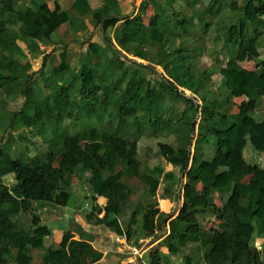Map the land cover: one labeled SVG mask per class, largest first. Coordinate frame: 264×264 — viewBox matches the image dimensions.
Masks as SVG:
<instances>
[{
    "label": "trees",
    "instance_id": "trees-1",
    "mask_svg": "<svg viewBox=\"0 0 264 264\" xmlns=\"http://www.w3.org/2000/svg\"><path fill=\"white\" fill-rule=\"evenodd\" d=\"M17 1L0 0V88L14 96L12 100L23 96L34 112H9L11 119L25 125L20 135L26 142L24 150L10 151L16 140L11 139L12 131L17 127L12 120L6 131L7 139H11L8 148L0 145V264H34V248L43 250L42 264L100 261L103 252L83 233L79 239L71 234L65 242L55 239L49 243L54 233L52 225L39 223L31 233L18 225L27 212L34 215V204L45 212H54L62 201L71 198L67 190L78 180V184H87L91 193L88 199L82 196L84 205H90L88 222L123 235L118 216L131 195L126 181L138 178L143 149L146 157L152 158L140 176L147 195L155 197L165 182L163 197L171 198L179 192L184 204L169 221V230L166 225L171 214L159 212L154 204L133 208L129 215L131 227L136 226L139 216L142 218L139 237L161 240L136 263L126 264H161L170 261V255L183 253L190 243L196 246L184 254L181 264H264V165L247 158L240 161L241 155L234 158L248 145L264 154V0H258L252 12H244L234 22L228 19H234L236 0H209L211 22L201 10L190 16L170 11L175 0H167L166 5L156 3L159 11L146 26L141 20L143 7L133 19L124 22L134 35L126 42L125 50L153 65L126 56L132 61L131 66L127 65L122 53L104 38L102 44H88L77 66L69 58L46 70V53L38 72H31L29 60H22L28 56L19 41L25 42L36 57L42 51L41 44L68 20L69 13H60L59 4L51 9L43 0H33L24 7H16ZM199 2L191 0L189 4L194 7ZM71 5L82 15L91 11L88 0H72ZM97 18L101 19V15L97 14ZM10 24L18 25V31L12 30ZM110 24L111 20L106 19L103 29L106 31ZM195 26L204 35L209 34L204 44L192 37ZM188 39L194 42L191 46V41L182 43ZM221 42L222 49L218 47ZM209 48L210 54H216L212 57L217 65L203 70L199 62ZM244 51L251 53L256 70L239 63ZM174 55L177 68L167 64ZM156 65L169 72L168 76L160 73L164 82L158 75L149 78L145 74L147 69L155 70ZM179 67L184 69L183 79L188 80L189 87L175 75ZM36 73L42 84L34 77ZM215 73L222 76L223 109L213 105L215 92L210 89V79ZM121 75L124 79L119 82ZM159 82L166 83L167 88L159 86ZM179 86L191 89L195 97L186 96ZM245 94L254 104L251 112L245 106L234 105V99ZM197 97L202 103L197 102ZM181 99L185 101L183 105L178 104ZM199 112L207 123L206 140L216 151L211 150L212 159L200 154L194 158L187 183L182 186ZM202 133L198 153L204 154ZM153 136L156 137L152 139ZM34 138L45 148L31 156ZM156 144L171 147L167 161L171 168L166 169L163 149L155 150ZM10 175L13 179L6 181ZM222 179L224 182H220ZM213 189L222 196L227 194L228 199L221 205L213 203ZM101 194L106 198L104 205L98 203ZM103 209L107 212L100 217ZM209 217L216 219V228L204 227ZM131 234L135 232L131 231L129 237ZM162 247L168 249V257Z\"/></svg>",
    "mask_w": 264,
    "mask_h": 264
},
{
    "label": "crops",
    "instance_id": "crops-1",
    "mask_svg": "<svg viewBox=\"0 0 264 264\" xmlns=\"http://www.w3.org/2000/svg\"><path fill=\"white\" fill-rule=\"evenodd\" d=\"M32 1L33 0L30 1V4ZM132 1L136 2L138 0H88V4L90 6L91 11L89 13H85L82 15L80 13V11L72 8V5H71L72 0H68V1L67 0H43V2L47 3L51 9H54L56 4H59L60 8H61L60 13L63 11H67L69 13V18H68V20L63 21L58 26V28L55 30V32L57 33L56 35H54L55 34V32H54L50 38L46 39V42L44 41L41 44V48H42V51H40L41 56L42 55L44 56L46 54V51L44 48H47V47H49V49L47 50V53L51 50L52 47L57 48V47H59V45H61L60 48H61L62 53H65L66 48L67 49L70 48V45L67 46L65 44V46H63L64 37H62L59 34V28L62 27L64 24H69L71 26L70 28L73 31H74L73 27L78 26L80 28L79 30L85 29L88 31L89 34H92V32L89 30V28H92V29L94 28V29H96L95 35L99 36V34H101V35H103L102 36L103 39L108 38L109 41L111 42V44L117 50H119L118 52L122 53V57L133 56L125 50V44L128 40L134 39V35L127 30V28L124 26V22L126 20L133 19L139 13V11H141V9L144 7L145 9L142 13L141 20L146 26H148L150 24V20L154 16H156V14L159 11L156 3H162L163 5H166L168 3H167V0H140L141 2L139 3V5H137L138 9L135 10L134 7L131 5ZM177 1L178 0H175L173 2V4L169 7L170 11H176ZM30 4H28V5H30ZM97 14L101 15V19L97 18ZM106 19H110L111 24L109 25V27H107V29L105 31V29H103L102 25ZM87 31H85V32H87ZM111 38H113V40H114V38L116 40H118L121 43L120 44L121 47L114 45L111 41ZM103 39H102V41H103ZM95 40H96V38H92L91 40L88 41L87 45L91 42H98V40L97 41H95ZM98 43H100V42H98ZM50 44H52V46H49ZM241 55H242V53H241ZM241 55L238 58L239 63L246 69L256 70V68H257L256 64H255V68H247L245 66V60L248 59V56L245 55L243 58V57H241ZM67 56H68V52H67ZM68 57L72 60V56H68ZM249 57H251V56L249 55ZM37 59L38 58H36V60ZM138 59H140V58H138ZM140 61H143V63H145V64L147 63L149 65H153V63L151 61H146L144 59H140ZM163 73L165 76H168L166 71H164ZM182 88L186 92H192L193 93V91L191 89L184 88V87H180V90ZM193 95H194V93H193ZM244 97H246L247 100H242L240 103H237V100L242 99ZM221 98H222L221 101H223V99L225 97L221 96ZM234 105L236 107H240V108L242 106L243 107L245 106V108L247 110H249L250 112L254 109V104L248 100V94H245L244 96H242L240 98L234 99ZM201 120L203 122L196 120L195 127L197 125L198 128H197V130H194V133L192 134V143H191V147H190V159L188 161L187 169L185 170L184 174L182 175V186L187 183V180H188L187 173L192 166L194 158L198 157L200 154L201 156H204L206 159H212L213 154L211 153V150L213 152L216 151L215 146L212 145L211 142H209V140H206L207 139V134H206L207 132H206L205 127H206L207 123L203 119H201ZM201 132H203L202 134L204 136V141H203L204 144L202 143L204 154H201V151L198 153V145H200L199 144V135ZM156 146H157V148L160 147L161 149H163L164 159L166 161H170V155L172 152L171 147L169 145H165V144H156ZM167 149H168V152H166ZM192 151H193V153L191 154ZM166 155H168V156H166ZM240 155L242 157L240 161H244L246 159L245 151H243L241 154L234 156V158L237 159ZM166 157H168V158H166ZM138 175H139L138 179H140V176L142 175V174H140V168L138 171ZM220 182H224V180L222 179V180H220ZM161 184L163 186V191H159V189H158V192H157L158 197L157 198H156L157 195L153 198H150L147 195V190H145L144 194H142V196L140 198L139 197L133 198L135 188H133L129 184V187H130L129 189L131 191V195L129 196L128 202L122 204L123 205L122 206L123 211L118 216L120 223L123 226V230H124L123 240L126 241V243L117 242L115 240L117 233L113 229L108 228L106 226H102V225H92L90 222H88L86 217H87L88 212L90 210L89 209L90 205L85 206L84 202H83L84 200H82L81 198H78L75 200L72 199V201H70L71 199H65L66 201H64V204L66 205V207L58 205L57 208L54 210V212H45L40 207H37V209H38L37 211H38V213H40L38 215L39 216L41 215L40 219H42L44 216L46 218H48L51 214H54V213H55V217H56V215L59 213V210L60 211H66L65 209H70L71 212H68V213L60 212V215H58V217H56L58 220L59 219L64 220V223H66V225H64V226H61L58 224L56 225L53 223L54 221L52 223L49 221L45 222L46 220L44 222L42 221V223H44V224H49V225L53 224V226L55 227V228L53 227L55 233H53L52 235L56 236V238H57L56 240L58 241V243L61 241L65 242L66 237H68V240H69L71 234L73 235V238L79 239L81 234L83 233L85 238L90 240L96 248L100 249L103 252L102 259L100 261H98L97 263H94V264H126L127 262L125 263L124 260L127 258V256L125 254L129 255L130 254L129 251L133 250L135 255H138V257L135 256L136 260H138V258L143 257L144 254H146V252H147V250H149V248H151L152 246H154L157 242H159L161 240V239L157 240L156 243H152L151 245H148V247H146L144 249L142 247V250L140 251V254H139L138 242H142L141 241L142 239L143 240L147 239V238H140L139 237L140 236V230H138V229L140 228V226L142 224V218L139 216L140 219L137 220L136 226L131 227V223L129 221L128 213L130 214L131 211L133 210V208L137 207L140 204H143L145 206V208L148 207L147 205L154 204L155 208H157L159 210V212H166L167 210L166 209L161 210V209H163L161 207H162V202L167 201L168 205H169L168 209H171L173 211L175 209V214L169 213L170 211L166 212V213L172 215V217H170L168 219L167 225H166L167 230H169V221L178 215V212L180 211V209L182 208V206L184 204V197L182 194H179V192H178L177 197L174 196V198H164L163 195H164V191L166 189V183L162 182ZM161 184H160V186H161ZM78 186L80 188H82L83 198L88 199V197H87L88 191L86 193L84 191V188L86 187L85 184H77V188H78ZM72 187L67 190L68 194L72 195L73 193H75L73 191ZM74 187H75V185H74ZM197 187L199 190L202 189L200 183L197 184ZM88 189H89V186H88ZM103 192H104V189L102 190V193ZM218 196H220V198L223 199L220 204H218L216 202V197H218ZM175 197L177 198V200H175L176 199ZM210 197L212 198L211 201L213 203L218 204V205L223 204V202H225L228 199L227 194L225 196L224 195L222 196V194L218 193V190H215V189H213L211 191ZM99 198H100V200H98V203L100 205H104L106 203V198L102 194ZM134 199H137V201H135ZM141 199H144L143 200L144 203H140ZM158 199L160 200L161 205H160V202L158 201ZM100 212L101 213L99 214V216L103 217L105 215V213L107 212V210L103 209ZM35 213H37V212H35ZM43 213H44V215H43ZM39 216H38V218H39ZM209 220H211L212 222L208 223ZM72 222H74L75 224H73ZM204 222L207 223V224L203 223L204 227L207 229L217 227V223H216L217 221L214 217H209ZM213 222H215V223H213ZM136 227H137V229H136ZM131 231H134L135 234L134 235L131 234V236L129 237V233H131ZM66 234H68V235H66ZM76 236H77V238H76ZM148 239H150V238H148ZM261 241H262V239H261ZM263 241H264V239H263ZM189 246H192V248H193L196 246V243H190L188 245V247ZM161 250L163 251L165 256H167V257L169 256L168 249L166 247H162Z\"/></svg>",
    "mask_w": 264,
    "mask_h": 264
},
{
    "label": "rangeland",
    "instance_id": "rangeland-1",
    "mask_svg": "<svg viewBox=\"0 0 264 264\" xmlns=\"http://www.w3.org/2000/svg\"><path fill=\"white\" fill-rule=\"evenodd\" d=\"M30 1L31 0H18L16 2V5H17L16 7H18V6L24 7L26 4L27 5L30 4ZM190 1L191 0H178L177 1V5H176V10L178 12H181L183 15H187V16H190L193 13V11H195V10H198V11L201 10L202 13L205 15L206 19L208 20V22H211L212 18H211V15L209 13V10L207 9V5H208V1L209 0H200V2L198 4H196L194 7H191V5L189 4ZM257 1L258 0H236L235 1V4H234V11H232L233 14H234V19H228V22L230 20H233V22H234V20H237L240 16H242V14L244 12H247V13L252 12L253 7L257 3ZM140 2H141L140 0H138L136 2L135 1H132L131 2V5L134 7L135 10H137L138 9L137 5H139ZM216 23H217V20H216ZM8 26L10 28H12V30L18 31V25L13 27L12 24H10ZM70 27L71 26L69 24H64L62 27L59 28V34L62 37H64L63 46H65V44L67 46L70 45V48L69 49H67V48L65 49V53H62L61 48H60L61 45H59V47H57V48L56 47H52L51 50L48 53H47V50L49 49V47L44 48L45 51H46V53L48 54L47 55V58L45 60V69L46 70L48 68H50L51 66H56V65L60 64L63 60L65 61V60L69 59L68 56H72V60L71 61L74 64L73 66H77L78 65V61H79L78 58H80L82 52L83 53L86 52V47L88 46L87 43L92 38H96L95 41L98 40V42H100L102 44V39H103L102 36L103 35L99 34V36H96L95 35L96 34V29L89 28V30L92 32V34H89L88 31L85 30V29L79 30L80 28L78 26L73 27L75 32ZM213 27L215 28L216 27V24L214 26H212V28ZM85 31H87V32H85ZM201 31L202 30L199 27L195 26L193 28V32H192V35L193 36L192 37L194 39L198 40V42H200L201 44H204L205 43V37H207L209 34L204 35V33L201 32ZM56 34L57 33L55 32L54 35H56ZM212 37H213V35H212ZM211 40L212 39L209 40V44L210 45H212V41ZM111 41H112V43L114 45H116L118 47H121L120 46L121 43L118 40H116L115 38H114V40H113V38H111ZM45 42H46V40H45ZM184 42H190V43H188V46H191L194 43L190 39H188L187 41L186 40H183L182 43H184ZM19 44H20V46H22V48H24L26 50V53H27V56H28L26 58H22V60L23 61L29 60L32 63V65H33V68L31 69V72H33V71H37L38 72L40 70V68L42 67V64H43L45 55L44 56L43 55L41 56V54L38 52L37 53L38 56L35 57V55H32L29 52V50H28L25 42L19 41ZM219 45H218V47L222 49V42ZM49 46H52V44H50ZM177 46L178 45L171 46L170 52H173L177 48ZM66 51L68 52V56H67V52ZM245 55L248 56V59L245 60V66L247 68H255L256 62L253 60V58H251L252 57L251 56V53L249 51H244V52H242L241 57L244 58ZM249 55L251 57H249ZM212 56L214 57V56H216V54L215 53H213V54L211 53L210 54V48H209V51L207 50V54L205 53V55H203L201 57L199 63H201L200 66L202 67L203 70L204 69H207V68L210 69L212 67L214 68L215 65H217L216 62L214 61V58ZM36 58H38V59L36 60ZM122 58L125 60V62L127 63V65H129V66L132 65V61L126 59L125 57H122ZM130 58H133V59L137 60L138 62H143V61H140V59H138L135 56H130ZM166 58H168V55H166ZM172 58H173L172 60H171V58L169 59V61H168L167 64L170 65V67H172V68H177L178 66L176 65V63H177V61H176V55L172 56ZM155 68H156L155 70L147 69L145 71V74L149 78L152 77L153 75H158L156 77L160 81L162 80L164 82V80L161 79L160 73L164 72L163 70H165V69L162 66H160V65H156ZM178 69H179L178 70V74L175 73V75L179 78V82L181 84H183V85L188 86L189 83L186 84V81H188V80H184L183 79V70L184 69L182 67H179ZM153 71H157L158 73L155 74ZM166 73L169 74L168 71H166ZM176 76H174V77H176ZM34 77H36V78L38 77L39 78V81H40L39 83L42 84L41 83V77L38 76V73H36L34 75ZM122 79H124V75H121V77L119 78V82H122ZM210 81H211V83H210V89L215 92L214 95H212V96L215 97V99L213 100V105L216 106V108H218V109H223V107H220L221 106V103H222V101H221L222 100V98H221L222 95H220V94L222 93V91L224 89V88H221L222 87V76L219 73H215L211 77ZM44 83H45V79H44ZM158 84H159V86H163L164 88H167V84L166 83H165L166 86L163 85L162 83L160 84V82ZM179 90H180V86H179ZM181 90L187 96H189V97H195L192 92H186L183 88ZM12 97H14V96H12L8 91L5 92L4 87H1L0 88V145H2L3 147L8 148L7 147V145H9L8 144V141H10L12 138H13V140L16 139L12 143V148H11L10 151L12 153H19L22 150H24V147H25L24 143H26L24 141V139L20 137L21 133L24 134L22 129L25 127V125L23 123H21V122L18 123L16 121V119L15 120L14 119H11V117L9 116V112L10 111L15 112V111L24 109V110L28 111L31 114L34 111H33V107L31 105L26 104L25 99L23 98V96H19L17 98V100H12L11 99ZM242 100H247V98L244 97L242 99H239V100H237V103H240ZM184 102H183V99H181L178 102V104L183 105ZM197 102L198 103H202V101L200 100V98L197 99ZM17 119L19 121L20 117L18 116ZM201 119H202L201 113L199 112L197 121L203 122ZM10 120H12V123H15L17 127H16V129H13V131L11 130L12 131V137H11V139L9 137V139H10L9 140V139H7L9 135L7 136L6 131L7 130H10L9 129V126H10L9 124H12L11 122L9 123ZM66 124L69 125V121H66ZM197 128H198V126L196 125L195 130H197ZM77 129H78V127H73L72 130H77ZM2 136L4 137V139H3ZM154 137H156V136H153L152 139ZM26 145H28V144H26ZM30 145H31V147H30L31 148V151H30V155L31 156H34L35 154H37V152H40V151H42L45 148L44 143L41 142L38 138H34L33 139V143L30 144ZM156 148H157V146L155 145L154 149L157 150L158 148L157 149ZM244 151H245V156H246V158H247L248 161H252L253 163H256V164H259V165H264V154L259 153L258 151H256L250 145H248L244 149ZM145 152H146V150L143 149V152H141V155H140V159H142L141 160V166H140V174H143V172H145V170L147 168L148 161L150 159H152L150 157H146ZM166 152H168V149H167ZM192 153H193V151L191 152V154ZM166 156H168V155H166ZM166 158H168V157H166ZM163 160L166 162V166H165L166 169L171 168V166L164 159V157H163ZM149 163L152 164L151 161ZM5 179H6V181H10V180L13 179V176H11V175L8 176V177L6 176ZM126 182L128 184H130L133 188H135V192L133 194V198H137V197L140 198L142 196V194H144L145 190H147L146 185L142 182L141 179H138L137 177L134 178V179H131V180H127ZM77 184H78V180H75V182H74L75 187H74V185L72 187V189H73V191L75 193H73L71 195V198H70L71 200L70 201H72V199H74V200L75 199H78V198H81L82 199V188H80L79 186L77 188ZM85 186L86 187L84 188V191L86 193L88 191V186H87V184H85ZM159 191H163L162 184H161V186L159 188ZM174 196L177 197L178 195L177 194L176 195H173L171 198H174ZM157 197H158V195L156 196V198ZM99 200H100V198H99ZM134 200L137 201V199H134ZM143 200L144 199H141L140 203H144ZM175 200H177V198ZM222 200L223 199L220 198V196L216 197V202L218 204H220ZM158 201L160 202L159 199H158ZM34 205H35L34 212H37V213H34V215H32V213L27 212L25 214V216L23 217V219L21 220V223L18 225L19 227H21V228L27 230V232H30L31 233L32 232V229L37 224H39L40 222L42 223V221L44 222L45 220H46L45 222L49 221L51 223L54 221L53 223L56 224V225L57 224L58 225H61V226L66 225V223H64V220H62V219L61 220L60 219L58 220L56 217H58V215H60V212H65V213L71 212L70 209H65L66 211H60L59 210V213L56 215V217H55V213H54V214H51L48 218H46L44 216L42 219H40V216L41 215L40 216L38 215L40 213H38V211H37L38 210L37 209V205L36 204H34ZM59 205L66 207V205L64 204V201H62L61 204H59ZM160 205H161V202H160ZM168 206H169L168 205V202L167 201H163L162 202V207H161L163 209H161V208L160 209L161 210L166 209L167 210L166 212H169L170 211L169 213H172V214L174 213L175 214V209H174V211L171 210V209H168ZM43 215H44V213H43ZM129 215L130 214L128 213V216ZM38 216H39V218H38ZM138 219H140V217ZM209 222L211 223L212 221L209 220L208 223ZM72 223L75 224L74 222H72ZM204 223H206V222H204ZM213 223H215V222H213ZM53 227L54 226L52 224V228ZM136 229H137V227H136ZM138 230H140V228ZM76 238H77V236H76ZM149 238L150 239L147 238L145 240L142 239L141 240L142 242H138V245H139L138 246L139 247L138 248L139 254H140V251L142 250V247L144 249V248L148 247V245H151L152 243H156L157 242V240H155L153 237H149ZM55 239H57V238L54 235L52 238L48 239L47 242L50 243V242L54 241ZM122 242L123 243H126V241H124L123 239H122ZM262 242H264L263 239H262ZM192 250H193L192 246L186 247L184 249L183 253H180L177 256H171L170 255L169 258L171 260H173V261L181 264L182 263V260H183V257H184V254H187V253L191 252ZM13 252L15 253V250ZM129 253H130L129 255L128 254H125L127 256V258L124 260L125 263L126 262L136 263L137 260H136L135 256L138 257V255H135V253H134L133 250L129 251ZM31 254L33 256V263L34 264H42L43 263L42 262L43 250H41V249H32L31 250Z\"/></svg>",
    "mask_w": 264,
    "mask_h": 264
},
{
    "label": "built area",
    "instance_id": "built-area-1",
    "mask_svg": "<svg viewBox=\"0 0 264 264\" xmlns=\"http://www.w3.org/2000/svg\"><path fill=\"white\" fill-rule=\"evenodd\" d=\"M115 239H116V241H118V242H122L123 236H122V235H117ZM259 247H260V246H259ZM161 264H178V263L175 262V261L165 260V261H163Z\"/></svg>",
    "mask_w": 264,
    "mask_h": 264
},
{
    "label": "clouds",
    "instance_id": "clouds-1",
    "mask_svg": "<svg viewBox=\"0 0 264 264\" xmlns=\"http://www.w3.org/2000/svg\"><path fill=\"white\" fill-rule=\"evenodd\" d=\"M91 193H90V190L88 191V194H87V197H89V195H90ZM123 236V235H122ZM170 261H173V260H170ZM179 264V263H178Z\"/></svg>",
    "mask_w": 264,
    "mask_h": 264
}]
</instances>
